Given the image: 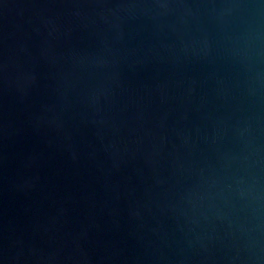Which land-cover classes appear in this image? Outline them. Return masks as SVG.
Wrapping results in <instances>:
<instances>
[{
    "label": "water",
    "instance_id": "obj_1",
    "mask_svg": "<svg viewBox=\"0 0 264 264\" xmlns=\"http://www.w3.org/2000/svg\"><path fill=\"white\" fill-rule=\"evenodd\" d=\"M0 264H264V0H0Z\"/></svg>",
    "mask_w": 264,
    "mask_h": 264
}]
</instances>
